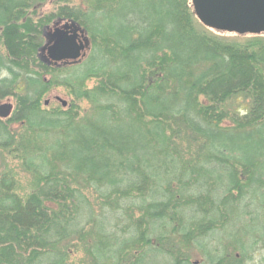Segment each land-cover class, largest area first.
Masks as SVG:
<instances>
[{
	"label": "trees",
	"instance_id": "obj_1",
	"mask_svg": "<svg viewBox=\"0 0 264 264\" xmlns=\"http://www.w3.org/2000/svg\"><path fill=\"white\" fill-rule=\"evenodd\" d=\"M48 1L0 0V148L32 180L0 177V264H264V34L191 0ZM58 19L88 38L77 61L41 57Z\"/></svg>",
	"mask_w": 264,
	"mask_h": 264
},
{
	"label": "water",
	"instance_id": "obj_2",
	"mask_svg": "<svg viewBox=\"0 0 264 264\" xmlns=\"http://www.w3.org/2000/svg\"><path fill=\"white\" fill-rule=\"evenodd\" d=\"M197 18L217 31L237 34H264V0H191ZM41 57L47 62L77 61L89 45L83 29L75 21H58L46 31ZM57 100L68 104L62 97ZM49 100L46 101V104ZM13 104L0 103V117L12 114Z\"/></svg>",
	"mask_w": 264,
	"mask_h": 264
},
{
	"label": "rangeland",
	"instance_id": "obj_3",
	"mask_svg": "<svg viewBox=\"0 0 264 264\" xmlns=\"http://www.w3.org/2000/svg\"><path fill=\"white\" fill-rule=\"evenodd\" d=\"M62 1V0H61ZM60 0L55 2V1H48L47 3H45L43 6L38 7V13L37 14H41V13H49V12H53V11H57V9L63 5H70V6H79L82 7L83 6V0H67L66 2H61ZM102 10H97L96 13L93 14L92 18L93 19H98L101 22L105 21V24L108 23L110 18L104 19L102 20V18L105 17L104 12L102 13ZM114 16V15H113ZM115 20V19H114ZM112 20V21H114ZM61 21L60 19L56 20ZM111 21V22H112ZM62 22V21H61ZM56 23V22H55ZM50 27H52V23L49 25ZM48 26V27H49ZM47 27V28H48ZM49 27V28H50ZM1 77L6 76V73L3 72L0 75ZM95 83V81H90L88 83L89 87H92L93 84ZM62 97L64 100H66L67 102H69L71 100V97L68 95L67 90L63 87H58L54 90H52V92L49 95H46L44 98L45 100H49L50 102V107H55L58 106L59 101L56 99L57 97ZM15 97H9L2 100L0 103H4V102H10L13 104V110L12 113L14 112L15 109ZM88 104L86 102L82 103V108H87ZM12 115V114H11ZM4 172H10L12 174H14L16 180H17V186H18V193H26L29 191V185L31 184L32 180L30 179V176L28 174H26L22 167L20 166L19 162L17 159L14 158L13 154L7 150V149H3L0 148V177L1 175L4 174ZM262 197L259 195L256 197V202L259 204H262ZM256 203V205L258 206V204ZM259 221H261V218L258 219ZM259 227V226H258ZM256 229H258L257 227H255ZM260 229V228H259ZM231 231L229 232V230H223L221 232H216L213 236H217L218 238L222 239V240H227V239H231ZM264 254V252H260L257 255H255V259L259 260V258L261 257V255ZM82 255V253L80 254ZM195 260L197 261H201L202 257L198 256V258H195Z\"/></svg>",
	"mask_w": 264,
	"mask_h": 264
},
{
	"label": "flooded vegetation",
	"instance_id": "obj_4",
	"mask_svg": "<svg viewBox=\"0 0 264 264\" xmlns=\"http://www.w3.org/2000/svg\"><path fill=\"white\" fill-rule=\"evenodd\" d=\"M50 27V26H49Z\"/></svg>",
	"mask_w": 264,
	"mask_h": 264
}]
</instances>
